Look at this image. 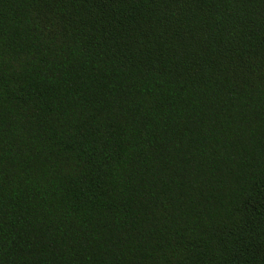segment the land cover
Returning <instances> with one entry per match:
<instances>
[{"label":"trees","instance_id":"16d2710c","mask_svg":"<svg viewBox=\"0 0 264 264\" xmlns=\"http://www.w3.org/2000/svg\"><path fill=\"white\" fill-rule=\"evenodd\" d=\"M0 264H264V0H0Z\"/></svg>","mask_w":264,"mask_h":264}]
</instances>
